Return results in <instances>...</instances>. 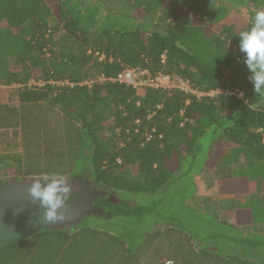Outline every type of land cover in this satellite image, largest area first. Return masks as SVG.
Returning <instances> with one entry per match:
<instances>
[{"label": "trees", "instance_id": "16d2710c", "mask_svg": "<svg viewBox=\"0 0 264 264\" xmlns=\"http://www.w3.org/2000/svg\"><path fill=\"white\" fill-rule=\"evenodd\" d=\"M218 1L100 0L150 30H88L66 0H0V86L16 88L15 103L0 102V135L14 134L13 149L0 147V182L89 173L118 198L160 194L164 201L168 190L181 192L184 177L193 182L208 167L220 189L252 190L239 200V228L209 212L202 233L190 228L174 253L158 258L139 246L169 223L147 222L133 238L136 203L122 202L107 206L110 217L94 215L91 226L42 230L5 245L0 264H264V91H253L239 47L264 0ZM245 6L248 16L236 8ZM137 67L186 80L202 95L146 87L140 96L109 80ZM100 75L108 80L82 84ZM158 201L141 210L156 211ZM115 215L128 217L126 229L106 226Z\"/></svg>", "mask_w": 264, "mask_h": 264}, {"label": "rangeland", "instance_id": "374dc122", "mask_svg": "<svg viewBox=\"0 0 264 264\" xmlns=\"http://www.w3.org/2000/svg\"><path fill=\"white\" fill-rule=\"evenodd\" d=\"M218 2L226 4L224 0H219ZM66 4L73 8V12L79 18L80 24L88 30H99L103 28L128 29L134 27H142L146 30H150L151 27L150 23L143 20H136L132 17L128 18L123 16L121 14L123 10L117 7L113 8L114 6L111 2H108L107 5H112V9H105L100 0H66ZM236 8L244 16H248L250 13L249 7ZM15 91V86H0V102L15 103ZM12 135L14 134L10 130L1 134L0 140L4 139V142H0V147L4 148L8 145V150L13 149V142H11ZM192 178L194 183L191 181V174L187 175V178H183L184 180L180 184L181 187L179 189L181 192L175 189L168 190L169 192L167 191L165 198H163L164 201H158L162 197L160 194L148 195L144 193L123 192L120 194L119 198L116 196L117 199H121V201L127 205L136 203V205L132 207V215L129 217L130 223L132 222L134 225V230L129 232V236L138 238L141 234L143 235L147 222L157 220L159 222L163 221L169 223V225L158 224L159 228L161 227L160 229L158 227H154L155 229L152 228V232L156 231V233L149 235L147 238L154 242H147L144 238L143 245L139 246L141 248L140 252L138 251L139 253H144L150 248L149 257L151 259L158 258V256H162L163 254L174 253L179 245L186 241V235H189L188 231H190V228L200 233L203 232L202 225H204V223H202V219L208 217H205L207 214L213 216L209 212L215 213L220 219L226 217L225 215H227V213L218 207L220 202H217L212 197L208 198L206 196L208 190L212 189L214 183L217 182V177H214V173L208 169L207 172L201 171ZM212 178H215V182ZM183 193H188L190 196L184 198L181 203L180 195ZM157 201L164 202L157 206V212L155 210H153L154 212L141 210V208L152 206ZM201 210L207 212L202 214V218L199 216ZM244 212L246 214L249 210L244 209ZM140 215H142L141 218L139 217ZM127 219L128 217L125 215H115L111 221L105 223L109 228L124 230L126 229V225L125 227H121V225L127 223ZM168 219H171L173 222ZM96 220L97 217L91 215L85 217L79 225L80 227L91 226ZM136 220H138V222H136ZM218 229H221V227H218ZM191 242H193L192 244L194 245L196 241L191 239ZM60 256H63V254ZM61 259L65 260L64 258ZM77 264H80V262L78 261Z\"/></svg>", "mask_w": 264, "mask_h": 264}, {"label": "water", "instance_id": "95a60500", "mask_svg": "<svg viewBox=\"0 0 264 264\" xmlns=\"http://www.w3.org/2000/svg\"><path fill=\"white\" fill-rule=\"evenodd\" d=\"M53 181L59 182L57 196L61 204L56 212L63 219L49 222L45 219L47 206L33 197L30 190L34 183H40L41 189H44ZM64 188L67 191H63ZM105 195L104 189H98L88 179L82 180L81 175L53 179L11 178L0 182V249L42 230H74L85 217L102 214V209L93 207L92 202L96 197Z\"/></svg>", "mask_w": 264, "mask_h": 264}, {"label": "clouds", "instance_id": "9594fccd", "mask_svg": "<svg viewBox=\"0 0 264 264\" xmlns=\"http://www.w3.org/2000/svg\"><path fill=\"white\" fill-rule=\"evenodd\" d=\"M239 47L245 53V63L252 73L249 79L253 85V91L261 93L264 91V11H258L255 14L250 30L240 33ZM58 183V181H53L41 189L40 183L37 182L30 190L33 197L39 198L41 203L47 206L45 219L49 222L63 219V217H58L56 212L61 204V200L57 196ZM62 190L67 191L66 188Z\"/></svg>", "mask_w": 264, "mask_h": 264}, {"label": "built area", "instance_id": "2783aa9c", "mask_svg": "<svg viewBox=\"0 0 264 264\" xmlns=\"http://www.w3.org/2000/svg\"><path fill=\"white\" fill-rule=\"evenodd\" d=\"M161 62H164V56H161ZM106 80H108L106 77L100 75L95 78L84 80L82 84L86 85L87 87H91L93 84H98ZM109 80H115L120 83L132 85L133 87H135L137 94L140 96L143 95L144 89L146 87H155V88H164V89L176 87L185 93H192V94H196L197 96L202 95L201 93L193 90L190 87L189 82L186 80H182V79L173 80L170 76L164 74H156L152 76L147 70L140 69L138 67L126 68L123 71H121L115 78ZM29 84L40 85L41 83L30 82ZM58 84L63 85V84H68V82L67 81L59 82ZM207 94L211 95L212 92ZM149 137L150 135H148V138ZM162 264H174V261L172 259H165L162 262Z\"/></svg>", "mask_w": 264, "mask_h": 264}, {"label": "crops", "instance_id": "0c3cea01", "mask_svg": "<svg viewBox=\"0 0 264 264\" xmlns=\"http://www.w3.org/2000/svg\"><path fill=\"white\" fill-rule=\"evenodd\" d=\"M208 169L209 168L206 167L203 171L207 172ZM214 177H216L215 174H214ZM219 187H220V184L218 182H215L213 188L209 189L208 192L206 193V196L208 198L212 197L217 202H220V205L218 206L219 209L224 210L225 213H227L224 219H226V221L229 222L230 224H234L236 225L237 228H239V225L237 223V217H236L237 210H238L237 208L239 207L240 203H242V202H239V200L241 197L251 195L252 190H236L235 188V190L233 191H228V188L220 189ZM259 194H262V193H259ZM200 213H207V212H204L201 210ZM242 226L243 225H241V227Z\"/></svg>", "mask_w": 264, "mask_h": 264}, {"label": "flooded vegetation", "instance_id": "af4514ba", "mask_svg": "<svg viewBox=\"0 0 264 264\" xmlns=\"http://www.w3.org/2000/svg\"><path fill=\"white\" fill-rule=\"evenodd\" d=\"M81 176H82V180L88 179L90 182L94 183V181L92 180V178H91L89 173H86V174L81 175ZM96 187L98 189H103L101 186H97L96 185ZM99 197H96L94 199V201L92 202V206L95 207V208H98V209H102V214L101 215H105L106 217H110L111 216V213H110L109 209L107 208V206L109 204L122 203V201L120 199L116 198V194H114V192H107L106 191V195L100 197V198L104 199L105 202H99Z\"/></svg>", "mask_w": 264, "mask_h": 264}]
</instances>
